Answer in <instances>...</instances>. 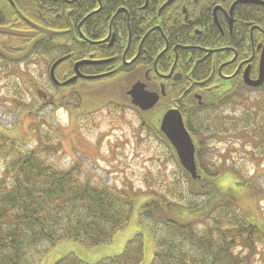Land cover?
Returning <instances> with one entry per match:
<instances>
[{
    "label": "trees",
    "instance_id": "16d2710c",
    "mask_svg": "<svg viewBox=\"0 0 264 264\" xmlns=\"http://www.w3.org/2000/svg\"><path fill=\"white\" fill-rule=\"evenodd\" d=\"M16 4V3H15ZM1 24L20 29L4 13ZM24 17L34 21L30 12ZM2 20H4L2 18ZM1 20V21H2ZM0 21V22H1ZM4 39L11 40L5 42ZM26 42L22 38L0 36V48L11 55L21 53ZM46 52L49 48L44 49ZM3 59V58H2ZM5 64L16 63L4 60ZM78 95L80 103L97 102L100 107L131 108L115 85L98 88L88 85ZM72 95V94H70ZM65 96L57 98L63 104ZM136 113L141 128L163 144L178 169V178L165 192H134L150 194V200L139 212L154 240L150 264H251L264 243V233L251 225L239 212L233 189L221 185L225 177L243 181L231 167L210 170L205 167V141L220 133L208 123L184 126L195 148V164L200 180L192 181L184 172L169 143L158 131V119L151 121L149 112ZM236 119L231 124L235 133L251 126L247 139L264 142V122L257 117ZM34 149L23 150L15 141L0 133V264H37L48 249L62 242H75L83 248L111 243L117 231L126 226L132 213V198L125 190L112 191L95 187L80 179L81 166L76 164L60 171L47 164ZM143 245L140 235L127 242L123 252L94 264H140ZM54 264H90L69 254Z\"/></svg>",
    "mask_w": 264,
    "mask_h": 264
},
{
    "label": "flooded vegetation",
    "instance_id": "af4514ba",
    "mask_svg": "<svg viewBox=\"0 0 264 264\" xmlns=\"http://www.w3.org/2000/svg\"><path fill=\"white\" fill-rule=\"evenodd\" d=\"M3 12L20 29L1 24ZM0 21V28L36 34L0 33L24 39L25 47L41 30L52 33L31 54L48 59L54 96L63 89L58 97H78L88 85L111 84L130 103L126 94L139 82L159 96L151 110H178L192 124L200 112L233 100L243 105L248 93L264 95V0H0ZM261 70L259 85H249Z\"/></svg>",
    "mask_w": 264,
    "mask_h": 264
},
{
    "label": "rangeland",
    "instance_id": "374dc122",
    "mask_svg": "<svg viewBox=\"0 0 264 264\" xmlns=\"http://www.w3.org/2000/svg\"><path fill=\"white\" fill-rule=\"evenodd\" d=\"M47 66L48 59L38 60L34 54L18 64L0 60V133L23 150L36 148L41 159L60 171L79 164L82 181L112 191L125 190L133 206L129 223L115 233L111 243L87 250L75 242H62L48 249L37 264H54L69 254L94 264L120 255L137 235L143 245L140 264H150L154 240L139 212L151 196L132 195L165 192L176 184V165L166 147L141 128V117L135 110L115 105L99 108L97 102L80 103L77 96H67L63 104L57 103L64 90L54 96L47 81ZM37 87L45 95H39ZM119 90L113 91V96H119ZM245 99L243 105L233 100L221 108L200 112L194 121L199 127L208 123L220 133L205 141V167H231L242 176L243 181L225 177L221 185L233 189L239 212L264 233V142L247 139L249 125L239 133L231 129L236 119L248 120L250 114L264 122V95L248 93ZM162 114L163 109L157 107L147 117L153 121ZM2 161L0 156V173ZM251 264H264V243L258 246Z\"/></svg>",
    "mask_w": 264,
    "mask_h": 264
},
{
    "label": "water",
    "instance_id": "95a60500",
    "mask_svg": "<svg viewBox=\"0 0 264 264\" xmlns=\"http://www.w3.org/2000/svg\"><path fill=\"white\" fill-rule=\"evenodd\" d=\"M41 32L42 35L36 39H33L21 53L17 55H10L3 52L0 49V56L13 61H19L25 59L32 52L34 46L38 41L46 37V35L52 34L51 32L43 31V30H41ZM0 33L7 34L10 36H26V37L36 35L35 33L18 32V31L10 30L8 28H0ZM56 64L52 66L50 71V77H52V80L54 82L55 80L53 77V69ZM262 65H263V58H262ZM262 77H263V70H261L259 81L254 83H249V85L253 87L258 86L260 81L262 80ZM90 79L94 80L95 78H90ZM72 81H74V79L62 83L61 86L65 87ZM126 95L130 98V105L133 106L134 108H137L140 112L150 111L157 104L159 99V96L156 93L147 92L145 90L144 84H141L139 82L135 83L134 86H132V88L130 89V91L127 92ZM157 119H158V131L173 149L181 169L187 173V175L192 181L200 180V176L198 175L195 164L194 144L192 142L189 133L187 132L184 126L180 112L175 109H170L164 112L162 116Z\"/></svg>",
    "mask_w": 264,
    "mask_h": 264
},
{
    "label": "crops",
    "instance_id": "0c3cea01",
    "mask_svg": "<svg viewBox=\"0 0 264 264\" xmlns=\"http://www.w3.org/2000/svg\"><path fill=\"white\" fill-rule=\"evenodd\" d=\"M106 258H110V257H106ZM106 258H103V259H106Z\"/></svg>",
    "mask_w": 264,
    "mask_h": 264
}]
</instances>
